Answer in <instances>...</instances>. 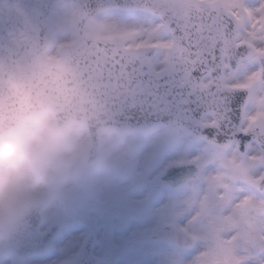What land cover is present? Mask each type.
I'll use <instances>...</instances> for the list:
<instances>
[{"label":"snow or ice","instance_id":"6c2138e0","mask_svg":"<svg viewBox=\"0 0 264 264\" xmlns=\"http://www.w3.org/2000/svg\"><path fill=\"white\" fill-rule=\"evenodd\" d=\"M133 74L155 117L199 146L188 161L195 264H264V0H136ZM204 185V187H201Z\"/></svg>","mask_w":264,"mask_h":264},{"label":"rangeland","instance_id":"374dc122","mask_svg":"<svg viewBox=\"0 0 264 264\" xmlns=\"http://www.w3.org/2000/svg\"><path fill=\"white\" fill-rule=\"evenodd\" d=\"M75 15L76 11L74 7L58 5L54 9L50 18V26L53 33V50H55L56 46L74 38L73 24ZM131 28H136L135 32L132 33L133 35L129 34ZM86 32L99 36L118 34L123 40V43L126 45L140 44L143 39L140 31V25L137 22L134 12H123L117 10L106 11L89 22ZM46 115L54 122L50 115ZM83 131L84 130H82L81 126L76 124L70 125L64 129L67 141V154H72L77 150L80 140L83 138ZM106 134L113 145L112 147L120 148L121 145L125 146V141L122 140L123 138L121 136L118 137L113 133ZM177 135L178 133L174 129L160 131L154 129L148 134L128 135L127 137L128 155H131L130 163H128V165L133 163H135V165L128 171V252L126 257H122L123 263L121 264H126V260L127 264H195L200 252L207 246V241L201 235L200 229L192 222L195 213L194 206L189 204L191 196L190 184L185 189L180 191L178 196L175 195L169 198L166 197L158 208L152 207L149 210H146L141 209L138 205L141 204V201H151L152 198H157V196L163 198L165 194L160 193L162 186H159L160 183H156L157 186L154 185L153 180L151 182L145 181L143 182L145 184L140 186L135 184V186L132 184L133 181L129 179V175H133L135 177H139V175H141L144 176V178L153 179L154 172L160 164H167L169 160L178 158L182 152L176 147L177 142L181 143L180 140H178ZM159 147H162L164 151L155 155L157 152L156 148ZM118 172L119 171L109 172L108 174L110 177L105 179L100 175L92 181L93 185H90V187L100 184V186L96 187L95 190L105 196L108 201L111 196L115 195L116 190L123 188L119 185V183L116 185V188L114 186L109 188V185L106 184V181L108 180L115 182L113 179H116L115 173ZM201 187H204V185H201ZM80 192L67 198L57 206L43 212V222L40 229H45L48 224L54 220H59L65 224L66 228L71 227L74 223H77V219L82 216L81 214H79L75 219H72L71 216L70 219H68L69 216L60 212V208L63 205H66V202L68 203L67 207L69 208V203H72L73 208L71 211L73 213L78 212V208L76 206L79 201L74 203L73 198L75 197V200L78 199ZM173 207H175V211L178 212L177 214L173 213ZM167 209L170 211V214ZM57 210L59 213H56ZM135 211L137 213H135ZM68 212H70V210H68ZM97 215L103 216L109 214L99 213ZM124 216V214L118 217L110 215L105 223L112 226L123 222L122 224L124 225ZM165 217H168L171 221L176 223L178 228L181 230L194 235L195 242L191 249H180L164 244H151L147 241L145 232L148 230L150 231L154 225L155 227L158 226L161 221L165 220ZM91 220L96 221L92 217ZM124 237L125 236H121V241H124ZM108 241L111 242L110 234L108 236ZM116 241H120L119 236L116 237ZM69 248V246L65 248L66 251L63 255H67L68 252L71 251ZM57 252L60 253L62 251H59L58 249ZM58 257L59 256L56 258ZM54 260L55 258L52 259V257L49 256H42L37 258L36 261H11L10 259H0V264H52L55 262Z\"/></svg>","mask_w":264,"mask_h":264},{"label":"clouds","instance_id":"9594fccd","mask_svg":"<svg viewBox=\"0 0 264 264\" xmlns=\"http://www.w3.org/2000/svg\"><path fill=\"white\" fill-rule=\"evenodd\" d=\"M66 134L43 111L0 116V253L14 246L38 214L87 189L131 155L91 169L74 165Z\"/></svg>","mask_w":264,"mask_h":264},{"label":"water","instance_id":"95a60500","mask_svg":"<svg viewBox=\"0 0 264 264\" xmlns=\"http://www.w3.org/2000/svg\"><path fill=\"white\" fill-rule=\"evenodd\" d=\"M58 1H62L66 4L76 2L72 0H54L48 8L47 18L45 26L48 27L49 16L54 4ZM106 7H118L124 9L135 8L136 2L133 0H124L125 4L134 5L132 7L124 6L123 4L116 3L115 0H111ZM78 15L75 21V29L77 34L76 44L89 40L95 41V38L85 37L83 29L86 23L103 8L85 12L79 2H77ZM78 47L73 53L66 55V63L63 61L57 62L54 66L60 69L63 73L58 77L59 70H54L51 74L44 75L38 72L35 84L31 89L30 96L26 94H15L14 101L5 102L0 106V116H10L6 114V111L14 112L16 115L25 112H37V111H51L55 117L56 124L62 129L72 121L84 123L89 127V130L99 131L101 128H113L116 130H146L148 126H152L155 123L149 120H137L136 118L130 119L128 112V100H131L134 96L128 91L122 96H117L116 105L106 106L100 103V92L92 84L94 79L95 67H92L90 60L93 55L82 56L79 53ZM137 52V51H133ZM11 56L4 50L0 52V58ZM129 56L135 59V54L129 53ZM93 69V74H92ZM90 84V85H89ZM29 98V102H25V99ZM134 115L141 114L140 110L133 113ZM144 114V113H143ZM13 116V115H11ZM111 116H115L116 119L112 120ZM118 117H122L119 119ZM149 121V122H148ZM146 125V127H144ZM93 161V160H92ZM90 161V162H92ZM185 178L180 177L177 180V186L184 183ZM176 186V185H175ZM41 222V216L38 214L31 221L32 223V239L33 249H27L25 245L29 242L28 238L22 237L14 246L9 248L13 250L20 258H24L27 255L38 254L47 249L50 244L52 234L48 232L40 233L38 231V225ZM148 238L152 242H165L171 245H177L180 247L188 248L192 245L193 239L181 232L174 229L172 224L164 223L160 228L151 232Z\"/></svg>","mask_w":264,"mask_h":264},{"label":"flooded vegetation","instance_id":"af4514ba","mask_svg":"<svg viewBox=\"0 0 264 264\" xmlns=\"http://www.w3.org/2000/svg\"><path fill=\"white\" fill-rule=\"evenodd\" d=\"M174 129L177 131L178 135L177 138L180 140L181 143L177 142L176 147L178 150L182 152V154L174 159L169 160L167 164H160L155 172L154 177H157L158 182L160 185L164 187H168L166 183L159 179V174L164 170V168L170 164L175 162H188L195 158V156L199 153V146L192 139L189 135L185 132L181 131L180 129L176 128L174 125H166L164 127H160V130H169ZM159 130V131H160ZM116 136H121L125 141V146L119 147H112V143L108 136L103 137L101 141V154L97 163L90 165V166H81L82 169H91L96 167H102L108 163H110L113 159L118 158L120 156H127L128 155V142L127 137L128 134H116ZM84 135V134H83ZM175 138V137H174ZM106 139V140H105ZM155 155L163 152L164 150L162 147L156 148ZM78 156H74V161L78 160ZM82 159V158H81ZM135 163L133 164H126L122 166L118 171L115 173L116 179L106 181V184L114 186L119 183L120 186L123 188H119L115 191V195L111 196V198L107 201L105 196L101 195L99 192L95 190L96 187L100 186V184H96L94 186H89L87 189L83 190L79 194L78 198V215L81 214L82 216L78 219V227H68L63 228L62 233H60L56 239L54 240L55 250L62 251L60 253H64L68 246L70 247L69 250H73L75 248L82 247L85 240L87 239L89 234H92V253L95 257L99 258L102 263L110 264L112 260V255L116 251V237H117V226L120 229L123 228L125 230V234L128 235V166L131 169ZM138 165V164H137ZM196 171L197 168H196ZM104 179L110 177L108 173H104L101 175ZM153 176V173H152ZM153 177V178H154ZM129 179L133 181V183H142L145 181L144 176L139 175V177H135L133 175H129ZM144 179V180H143ZM138 180V182H137ZM154 181V179H151ZM91 185H93L91 183ZM168 194L175 193L174 191H167ZM65 210H68L67 208ZM65 210L60 212L69 215L68 212H64ZM56 213H59L57 210ZM108 213L109 215L98 216L97 214ZM174 213V211H173ZM124 216V225L121 222L120 224L116 225H107L105 222L108 219V216L118 217L120 215ZM91 217L94 218L96 221H92ZM122 220V221H123ZM69 225V224H68ZM63 226H65L63 224ZM111 236V242L108 241V236ZM126 247L128 246V239L125 240ZM75 247V248H74ZM68 250V249H67ZM108 258V259H106Z\"/></svg>","mask_w":264,"mask_h":264}]
</instances>
